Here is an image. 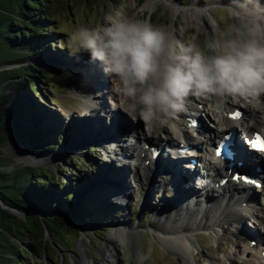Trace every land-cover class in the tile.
I'll return each mask as SVG.
<instances>
[{"label":"rangeland","instance_id":"1","mask_svg":"<svg viewBox=\"0 0 264 264\" xmlns=\"http://www.w3.org/2000/svg\"><path fill=\"white\" fill-rule=\"evenodd\" d=\"M193 1L195 0H178V3L180 6L189 8ZM199 1L201 4L208 6L214 0ZM226 6L228 5L222 4L221 2L214 4L213 10L218 21L226 17ZM106 13L148 19L155 25L165 27L171 25L172 29L175 30L177 38L182 40L195 39L197 42L202 43L206 33L200 30L196 24H192L185 19L173 15L162 2L155 3L150 0H90L83 3V0H70L65 6L56 9L55 13H52L53 17L47 19L45 22L48 26L47 31H45V40L41 39L40 43H36L35 45H31V42L24 44L23 48L29 53V58L24 64L29 63L40 66V71L36 72L39 78L44 72L51 74V79L48 82H43L42 80L37 81L39 92H37L36 86L31 84L29 86L15 84L6 89V97L0 100V110L6 112L9 106H12L18 101H24L36 108L37 113L33 118L28 119V115H26L19 123L28 131H32V127L35 125L34 122L38 121L35 125H38L36 130L40 129L44 134H49L48 138L46 137L45 139L48 141V145H46V151L48 153L38 156L50 160V162L46 161L43 163L44 165L42 166L57 171L59 175H64L60 178L62 184L65 185L62 192L69 196L66 200L73 207L67 211L64 205L61 204L56 214L62 216L66 223H70L72 213L77 214L78 218L82 220L80 224L72 225V228L63 226L52 231L47 229L49 246L45 252L44 264H103L112 247L115 248L114 264H138V257L140 255L143 256L142 264H211L212 259L222 257L220 255H223L224 252L237 258L236 247H244L245 243L237 235L232 234L234 228L231 225L230 219L223 220L225 222L223 224L225 226L224 228L219 227L205 231L199 228L196 229V226L190 220V216L184 214L186 210L176 211L173 218L175 219L177 217L179 223L174 220L175 223L171 222L169 226L172 227L173 224L174 226H178L182 223L186 224L190 222L192 227L188 234L191 235L197 247L191 248L189 255L177 254L170 244L165 243L160 237L161 224L165 222V218L159 219V216L170 196L175 197L174 199L172 198L173 203H176L178 199L181 202L183 201L181 195L183 192H186L185 187H183V191H176L175 189V195H171L170 192L166 191H169V189L165 188L164 190L165 183L163 179L157 177L158 181L154 179L155 183L153 182L151 185L153 191H150L149 187L147 190L142 182L141 184L135 183V178L134 180L130 178L128 182L127 178L129 176L121 167V170H115L112 173L110 166L117 165L119 167V163L116 164L112 156H109L105 161V154H107L105 148L112 150V145H114L109 144L107 141L103 142V147L101 148H98V145H96V149L94 150H91L90 146H88L91 144H87L88 147L86 149L76 147V141L74 140L78 132V121H80L77 118L83 113V105L80 103L81 98H75L78 96L72 94L71 86H77L81 92L86 91L88 88V82H86L88 74L80 65L86 63L92 65L96 61L91 60L87 54L71 55L66 47V39L69 32L78 25L95 26L103 23V17ZM54 27L61 29L59 31H53L52 28ZM63 41H65L64 45ZM93 71L92 73H94ZM94 78L98 82L102 81L98 83L100 85H104V80H106V90L111 91L110 80L103 68H99V73ZM97 96L99 97V95ZM104 101L105 98L103 99ZM105 103L107 102L105 101ZM79 104L81 105L80 107ZM254 108L260 112L263 110L260 108V105ZM120 113H123L124 118L127 115L123 111L118 112V114ZM69 114L75 115V120H73L74 123L72 125L68 123ZM123 115L120 114L122 117ZM106 118L108 117L104 113V117L101 119L102 121L95 125L96 132L100 133L105 127V129L111 127L103 123H109L106 122ZM125 120L127 122V131H130V129L135 131V128L138 127L137 132H143L145 127L142 121H133L130 117L129 120L131 122L126 118ZM84 125L83 131L85 134L88 133V136L78 135L79 140H92L96 135L90 133L89 129H87L89 127H85ZM73 128L75 133L72 132ZM126 129L124 130L125 132H127ZM131 131L126 136L127 142L126 139L124 141V135H120L121 133L118 136H111L113 137L112 139H118L119 151L122 150L124 143L129 144ZM137 132L134 134L136 136H133L136 137V141ZM39 134L41 135L40 132ZM74 135L75 138H73ZM152 137L151 142L160 139L157 135ZM12 144H20L23 149L16 150L14 147H11ZM31 147V143L27 144L25 139L11 137L1 148L6 156L12 158L13 162L9 168L16 169L27 166L22 161L27 156H34L30 150ZM127 158L134 159L131 156ZM108 160L111 163H108ZM127 162L129 161L127 160ZM138 171L142 175L145 169L140 167ZM104 176L107 178H104ZM111 176L115 180L121 177V183L124 180L128 182L126 183L127 188H125L128 202L120 203L121 205H111L115 207L113 208L114 210H118V214H115L113 210H108L111 204V194H109L110 185H112V182L117 185L116 182L112 181ZM55 178L56 180L51 178V182L48 184V186L53 185L54 189L59 184V178ZM145 179L146 177L144 181H146ZM197 186V189L193 186L196 191L200 189L201 185L197 183ZM116 187L114 186V189L117 190ZM104 188L108 189V191ZM162 198L167 199V201L162 203ZM61 199L59 198V201ZM87 202L89 205H87ZM35 212H38V210ZM93 213L96 214L93 215ZM250 223L247 220L244 224L247 229ZM122 227L137 228L139 230L137 250L135 249L134 251L133 247L125 241H119L115 244L110 241L111 233L115 229L119 230ZM81 249L87 250L89 256L87 263L83 260L79 262L76 260V255L80 254Z\"/></svg>","mask_w":264,"mask_h":264},{"label":"clouds","instance_id":"2","mask_svg":"<svg viewBox=\"0 0 264 264\" xmlns=\"http://www.w3.org/2000/svg\"><path fill=\"white\" fill-rule=\"evenodd\" d=\"M225 10L202 43L178 39L171 25L106 13L103 23L70 31L66 47L103 65L114 111L142 121L149 134L174 135L194 102L224 111L264 98V0H235Z\"/></svg>","mask_w":264,"mask_h":264},{"label":"trees","instance_id":"3","mask_svg":"<svg viewBox=\"0 0 264 264\" xmlns=\"http://www.w3.org/2000/svg\"><path fill=\"white\" fill-rule=\"evenodd\" d=\"M68 1L0 0V100L6 97L5 90L15 84L35 85L39 92L37 81L48 82L51 79V74L44 72L39 78L36 72L40 71V66L24 64L29 53L23 47L26 42L35 45L41 39L45 40L48 27L45 22ZM86 1L90 0H83V3ZM60 29L52 28L53 31ZM36 113V108L24 101L15 102L6 112L0 110V198L20 211L32 212L21 218L0 205V264H44L49 246L45 238L47 229L69 228V225L82 221L72 213L70 223H66L62 216L56 214L61 204L67 211L73 208L66 200L69 196L62 192L65 185L60 178L64 175L44 166L9 168L12 158L1 150L11 137H17L25 139L27 144L31 143L32 153H48V141L45 139L49 134L36 130L38 121L34 122L32 131L19 123L24 116L28 115L31 119ZM55 177L59 178L56 189L53 185L48 186L51 178L56 180ZM59 198L62 199L59 201Z\"/></svg>","mask_w":264,"mask_h":264},{"label":"bare ground","instance_id":"4","mask_svg":"<svg viewBox=\"0 0 264 264\" xmlns=\"http://www.w3.org/2000/svg\"><path fill=\"white\" fill-rule=\"evenodd\" d=\"M153 1L155 3L158 2H162L165 4L166 8L173 14L178 16V18L181 19H185L187 21H189L192 24H196L198 26V28L200 30L203 31H207L210 32L211 30V21L213 19H216L218 21L217 16L214 13V4L216 2H221L222 4H234V0H214L210 5L206 6L204 4H201V2L198 0H195L192 2V4L190 5L189 8L187 7H183L180 6V4L178 3V0H150ZM222 6V5H221ZM91 70H94V74L96 77L97 74L99 73L98 68H96V66H94V64L92 65ZM91 74V72H89ZM93 75V74H92ZM72 87V94L73 95H77L78 97L81 98V104L83 105V113L88 112L89 116H91V112L90 109L91 108V104H92V100L87 96V92L89 93V89L90 86L87 88L86 91H79V89L77 88V86H71ZM76 91V92H75ZM99 91L101 90H97L96 94L99 93ZM91 94V92H90ZM99 95V94H97ZM100 97V95H99ZM105 101L104 103L101 105V108L106 107ZM194 104H196L197 108L199 109V105L200 104H205L206 107L207 104L204 102H194ZM104 105V106H103ZM234 104L229 103L227 108L224 111H215V110H211V117L213 119V121H215V123L217 124V127L219 125H222L224 127H228V128H232V127H236L240 132L243 133H247V131L252 130L254 127H262L264 126V120L262 119L263 115H264V110L261 113L258 109H255L253 106L251 105H246L245 106V117L241 119V121H232L230 119H228L227 116V112L228 111H233V110H228L230 108L233 107ZM260 108H264V98H262L261 100V104H260ZM111 109V108H110ZM100 111V110H99ZM108 112L106 115V120L108 122H111L112 125L110 128L105 129L103 131H100L101 134H108V135H116L118 136V134L120 135H125V129L127 128V122L124 118L123 113H120L122 116H120V114H116V116H114V119L111 118V113L112 110H101L100 111V115H98V118H94V117H89L86 119L87 124H85L84 126H88L89 128V132L90 133H94L95 137L100 138L102 135L98 134V132L95 131L96 127L91 128L92 126H95L97 124H99L102 120V118L104 117V113ZM84 115V114H83ZM127 119V118H126ZM182 119L184 120V124L182 125L181 131L179 133L176 134H170L168 131H165L162 135H157L160 137L159 141L161 144V141H167L168 143H174L175 142V138L176 135L179 134H183L185 137H190L189 132L187 130H185V117L183 116ZM114 120V122H113ZM129 120V119H128ZM92 123H91V122ZM99 122V123H98ZM129 122H131L129 120ZM108 125V123H107ZM131 125V124H130ZM129 128V127H128ZM206 129V128H205ZM101 130V129H100ZM127 131V129H126ZM217 130H213L211 132V135L213 133H216ZM224 132V131H223ZM88 133H86L85 135H87ZM152 136H155V134H149L146 129L144 128L143 132H137V144L135 147H130L128 146L129 144H123L122 145V152L125 155V157H129L132 156L135 159V162H132L131 164L127 165V169H125L126 174H128V176H130L132 174V176L135 178V183H143L144 186H146L147 190L149 187L150 191H153V189L151 188V185L154 182V178H153V173H156L157 168V162L151 161L149 165L145 164V160L149 159V155L146 151V149L143 147L146 141H150L152 140ZM93 138L92 140H85L82 141V139L79 140L78 136L77 138L74 140L76 141L77 144H79L81 147L83 146H87V144H90L92 142H94L97 138ZM158 138V137H157ZM212 139L211 137H206V143L209 144L211 143ZM15 145V146H14ZM85 146V147H86ZM11 147H14V149L16 150H22L23 148L21 147L20 144H12ZM205 158L207 159V161H210L211 159H213L211 157V153L208 151L207 148H205ZM137 156V157H136ZM29 157V158H27ZM27 161L26 158H24V161H22L23 163H40V162H50L49 159L45 158V157H34V156H27ZM133 159V160H134ZM23 160V159H22ZM33 160V161H31ZM108 163H111L110 161ZM113 163V162H112ZM215 170H218V165L214 162H210ZM107 164V163H106ZM114 164V163H113ZM111 165V164H110ZM113 166V165H112ZM120 167V165H119ZM144 168L145 172L141 175L139 174V168ZM128 171L130 173H128ZM105 172V171H104ZM103 172V174H104ZM198 172V174H200L203 177H208V175L204 172V168H198L196 170L193 171L194 174H196ZM157 174V173H156ZM160 176L164 177L165 181L167 180L168 182H166L165 184V188L169 189L172 191V193H170L171 195H175L176 191H183V187H185L184 189L186 190V192H183L181 195V198H183V201H179V199L176 201V203H173L172 198L174 199L175 197L170 196L168 199V202L166 203L165 207L163 208V210H161V214L159 216V219L165 218V222L162 223V227L160 229V237L161 239L165 242L170 244V246L177 252V254L179 255H189L191 253V248L193 247H197L195 241L193 240V238L191 237V235H189L188 233L191 231V225L190 222L188 223H182L181 225L178 226H174V224L171 226H169V224L171 222H178L179 220L177 219V217L174 219L173 215L176 211H183L186 210V213H184L186 216H190V220H192L193 225L196 226V229H203L205 231L208 230H212V229H216L219 227H225L223 224L225 223L223 220L224 219H230L232 216H237L239 213H244V214H249V216H247L244 220V223L246 220L248 221H253V219H255V216H257L259 219L257 220L259 222V225L262 229H264V204H262V207L260 208H255L253 207L252 209H241V212L237 211L238 209H236L237 205L240 204L242 202V200H239L237 198H234L235 196V192H241L246 194H250L252 192L251 189H244L243 187L234 184L233 182H229L230 184H227L224 187H220V189H214L213 187H210L206 192H204L202 194V196H206L203 200L199 199V198H194V195H197V191L195 190V188H193V186L196 187L197 189V182H195V180H190V185L187 186L186 183H183V180L180 181V183L176 184L175 183L178 181H174V186L172 185L171 182L172 178H169L168 176H166L163 173L159 174ZM186 175V174H185ZM146 177V181H144V178ZM187 176H185L184 178H186ZM104 178H107L104 176ZM118 179L120 181H118ZM117 180H112L114 182H116V188L117 189H123L125 191V188H127V184L130 181V177L127 178L128 182H126V180H124L123 183H121V177H118ZM182 179V178H181ZM158 181V178L155 180ZM219 180H214L212 181L214 184L216 182H218ZM121 183V184H120ZM155 183V182H154ZM148 185V186H147ZM169 186V187H168ZM173 187H175V189L173 190ZM199 189V188H198ZM200 190V189H199ZM175 191V192H174ZM119 191H114L111 193V195L113 194V196H117ZM259 192V191H258ZM127 196V194H125ZM168 196V195H167ZM162 198L161 200L163 201L162 203H165L167 201V199ZM112 204L109 205L108 208L111 207ZM121 205V204H120ZM175 220V221H174ZM231 220V225H233V222H235L236 220H234L232 222ZM181 222V221H180ZM177 224V223H176ZM251 224V223H250ZM169 226V227H168ZM245 228V226H244ZM248 228H250V225H248ZM260 228V229H261ZM227 230V229H226ZM249 231V232H248ZM247 234H243V237L245 238L246 235L248 234H254L256 236V238L262 239L264 241V232L261 234L258 232H253L252 230H248ZM138 236H139V230L137 228H131V227H122L119 230H114L111 235H110V241L112 243H118L119 241H125L127 242L131 247H133L134 251L135 249H138ZM242 237V238H243ZM262 243V241H260V243H258L257 247ZM249 245V241L247 243L246 248H238L236 247V254H237V258H234L232 255L228 254L227 252L223 255H220L222 257H218L217 259H212L211 264H264V256H262L261 254V250H257L256 248L254 249H250L248 247ZM263 247H264V242H263ZM115 248L112 247L109 250V255L108 257L105 259L103 264H114L115 261L113 260L115 257V252H114ZM219 250V249H218ZM264 250V248H263ZM221 251V250H220ZM219 253V252H218ZM223 253V252H222ZM138 260V264H142L143 263V256L140 255ZM89 259L87 250L85 249H81L80 250V254L76 255V260L79 262L81 260L85 261V263H87Z\"/></svg>","mask_w":264,"mask_h":264},{"label":"water","instance_id":"5","mask_svg":"<svg viewBox=\"0 0 264 264\" xmlns=\"http://www.w3.org/2000/svg\"><path fill=\"white\" fill-rule=\"evenodd\" d=\"M32 154H34V153H32ZM34 156L39 157V156L36 155V154H34ZM43 163H45V162H40V163H31V162H28V163H26V164H27V165H34V166H38V165H41V166H42V165H44ZM0 205H1L3 208H5V209L10 210L12 213L16 214L17 216H19V217H21V218H25V217L27 216V214L32 213V212H23V211H20V210L14 208V207H11V206L5 204L1 198H0ZM33 213H35V212H33ZM69 226H71V228H72V225H69ZM66 227H67V226H66ZM67 228H68V227H67ZM69 228H70V227H69ZM45 238H46V240H47V238H48V231H46V236H45ZM47 241H48V240H47Z\"/></svg>","mask_w":264,"mask_h":264},{"label":"snow or ice","instance_id":"6","mask_svg":"<svg viewBox=\"0 0 264 264\" xmlns=\"http://www.w3.org/2000/svg\"><path fill=\"white\" fill-rule=\"evenodd\" d=\"M238 115V114H237Z\"/></svg>","mask_w":264,"mask_h":264}]
</instances>
